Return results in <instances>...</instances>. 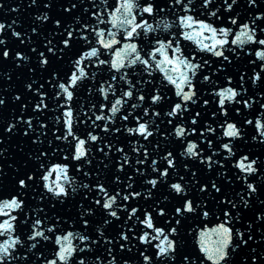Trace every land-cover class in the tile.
<instances>
[{
	"label": "snow or ice",
	"instance_id": "1",
	"mask_svg": "<svg viewBox=\"0 0 264 264\" xmlns=\"http://www.w3.org/2000/svg\"><path fill=\"white\" fill-rule=\"evenodd\" d=\"M107 0H105V3ZM171 8H168V11H171L172 8H175L176 5H182V9H177V11H183L184 13H191L192 9L190 5L192 0H169ZM36 5L37 8H43L45 11L42 15L38 16L37 19L48 22L51 21L53 24V33L54 36H60L61 39L58 43L53 44V40L45 36L42 47L44 50L38 51L37 47H31V52L36 54V63L31 65V57L24 55L21 51L13 50L6 38H0V62H11L15 67H25L28 66L29 70L33 73H47L48 79L47 83L52 85L54 88H58L59 91L55 93L57 100L59 101L60 97H63V103L58 104L60 108L63 109L59 116H56L55 119L57 123L63 119V124L60 128H57L56 131L59 135L55 136L56 140L68 142L69 151L64 155V161H68L69 157L72 160L80 162V165L91 164L92 160L89 157L88 151V142H96L101 139V137L92 134L89 132L87 134V139L81 138L80 135L75 131L76 125L80 123L74 115V110L72 108V101L75 95V90L80 87L81 83L88 78L89 74L86 71L85 61H90L95 63L97 66L108 64L109 70H115L117 73H121L120 79L126 80L129 88L126 91H123L122 98L116 99L115 103L110 107V112L112 116H105L103 114L95 115V119L92 117H87L84 121L86 124L88 120L92 121V124L96 127L102 128L105 132L109 131L108 125L105 124H96L97 121L111 120L120 110L118 106H122L125 102L123 97L132 98L134 96V91L136 85L132 80L128 79L129 73L125 70L136 66L137 64L142 65V71L152 75L153 71H159L163 75V80L161 84L163 85L164 80L168 82L169 85L174 86L176 89L175 95L180 97V102L174 103L171 111L167 113L168 116L182 115L185 111H188V104L197 103V88L194 84V78L197 75V71L203 66H206L210 63L208 59L201 57L203 60V65L199 62L194 63L197 55L200 52L205 54H212V56L217 58H222L223 61H228L231 63L229 55H226L225 52L228 50L229 37L233 35V29L228 26L217 27L214 23L209 22L207 19H200L197 16L192 14L178 15L174 23L176 24L177 31H169L172 28L173 22L163 23V30L169 31V36L171 38L161 39L158 36L155 38L154 43L157 45L154 48H151L148 51H144L139 47V44L135 41H138L143 34L145 37L149 33L158 32L161 28V25L151 24L148 19L137 20V8L140 9L139 15L141 17L144 14L148 16H155L158 12H164L165 8L160 7L158 4H154L145 0V3L141 6L136 0H117L116 4L113 7V10L110 12H93L92 15L96 17L97 24L96 26L85 24L79 28H73L71 24H65V22L59 17H51L49 11L56 7L55 0H30L28 7ZM212 6L214 10L208 11L207 15L209 17H217V14L221 11V8L224 9L227 13H232L234 11L233 6L237 5V0H223V3L220 7H216L213 4V0H202L201 8L208 9L209 6ZM247 7L249 8H261V4L258 3V0H247ZM4 8V3H0V9ZM77 8V3L73 0H68L67 6L63 7L64 13H72L74 9ZM12 11H18V9H11ZM87 11V9H85ZM109 17L108 20L104 19V16ZM218 19H224L223 16L217 17ZM239 14L229 15L227 21L231 25H238L240 31L235 35V38L232 39L231 43L243 47L246 43L256 44L257 49H252L249 51V54H254L259 61H264V48L259 46H264V28H260L261 38H257V29L259 25L256 24L257 20L264 21V11L259 12L258 15L252 17L251 23L240 22L238 24ZM16 21H12V24L6 25L5 23H0V36L6 37V28L11 30V34L17 38H21L20 42L24 43L25 39L23 38L25 34L22 31H17L12 27ZM101 24H110L112 31L108 28H100ZM90 29L92 33L95 34L97 46H92L88 50H85L84 47L79 49L76 48L78 42L83 41L84 45H92V40L89 39V36L86 30ZM123 30L124 39L128 42L123 44V47L120 49L115 48L116 45L121 43V40L117 39L119 30ZM31 31L33 33H38L36 27H32ZM182 37L185 41L193 42L198 51H194L189 55H185V50L181 47L180 39ZM32 37L27 36V42L31 43ZM152 43L151 41L149 42ZM103 50H109L114 56V59L105 60L101 59V53ZM235 51V48L231 49ZM72 53V58L69 64L67 73H62L58 68H53L54 61H62L68 57L69 53ZM143 52V55H142ZM239 55V53H237ZM158 56L160 57L158 59ZM191 56V59H189ZM253 64L256 63V60L252 61ZM91 64L88 65L90 67ZM264 69V64L257 65ZM224 66L221 65V68ZM220 71V69H218ZM7 75L8 80H12L11 74ZM95 73H93V77ZM117 79L116 75L111 76V80L115 81ZM203 79L208 81L211 79L210 76L204 75ZM241 80L244 79L243 76L240 77ZM253 84L260 82L264 84V77H262L261 72L257 71L254 73V78H251ZM231 76L227 78L228 84L231 85ZM55 81V83H54ZM34 84L35 93L39 95V102L34 105V111L42 112L48 108V104L44 102V98L47 97L48 93L42 91L44 89V83H38L33 80L26 85L28 91H33ZM166 86V85H165ZM187 89V90H185ZM99 91L103 94L104 99H108L109 91L113 96L116 94L115 86L109 84L108 89L100 88ZM244 91H247L246 89ZM219 97L218 104L219 110L223 113L224 117H227L229 114V109L226 107V102L233 103H242L245 107H251L249 99L243 98L237 88L228 86L220 89L215 93ZM240 97L239 99H237ZM15 101L22 100V94L17 92L13 97ZM137 99L140 101L145 100L144 94H139ZM166 99L164 95H161L160 88H157L155 94L151 95L152 104H157ZM8 97L6 95L0 94V107L6 106ZM203 103L207 105L209 100H203ZM21 107L26 109L28 107L27 103H22ZM95 109V105L92 106ZM106 104H101L100 109L108 108ZM132 107H137L136 104H132ZM264 107V104L261 105ZM239 108L235 111L239 112ZM148 114V110L145 109V115ZM85 115H87L85 113ZM156 116H159V112H155ZM213 116H216L217 113L213 112ZM200 116V112H196L191 119V124L196 125V117ZM128 115L122 117L123 120H128ZM138 122V126L135 128H128L127 131L132 134H139L145 140L153 136L154 131H158V126L150 130V125L148 122H139L140 117L135 118ZM172 123L171 120L168 121ZM248 125H253V120L249 119L246 121ZM23 124V128H19L18 125ZM224 135L230 138L229 142L222 143L218 147L226 150L228 155L224 156L222 159L213 160V155H217L215 149L211 155H203L204 149H198V145L194 141H188L185 151L182 153L185 157H192L197 159L200 164H206L207 168L213 169L217 167L220 169L219 175L223 177V180L220 183H217L216 180H211L208 182L201 183L196 178V172L192 171L191 177L192 180L188 183H184L185 177L183 175L179 176L177 182H172L168 185L170 194L174 193L175 197L179 199L178 206L173 207L172 209V219L166 221L163 226H157L154 221L152 212L145 211L141 213L143 219L137 217L145 228L150 229L151 231H143L142 234L135 237L139 244L148 246L147 248L138 251L143 258L144 264H197L199 261L200 264H204L205 261H210L211 264H232L233 256L238 249H241L244 246L249 245V241L253 240L252 235L253 224L249 222L244 231H241L239 228H236L234 225L235 220L240 219V211L242 208L246 209L249 207L254 194L260 193V188L257 184L248 182V178L256 173H264V162H261L257 166L258 157L250 158L247 154H241L238 159L233 161L232 158L236 157V152L234 151V146L231 143V140L243 139L242 129L237 127L236 123H228L226 120L223 124L220 125L221 128H225ZM36 127L33 125V119L29 118L24 119L23 116H20L18 119L13 117V122L6 124L5 132L9 134H14L16 132H22L24 136H29L30 131L35 135ZM41 129L48 127L47 124L40 122L38 125ZM259 130V137L264 138V122L257 121L254 127V130ZM115 131L119 132L120 129L116 128ZM197 128L192 127L190 129L183 126H177L175 128V134L177 137L184 138L187 135H193L197 133ZM214 134L216 128L208 125L203 131L200 132V135L203 136L204 133ZM41 135L46 136V132H41ZM71 137V140L69 139ZM31 138V137H30ZM207 139V145L211 148L212 139ZM257 139V137H253ZM0 139V143H2ZM34 143H43L38 137L33 141ZM51 143V142H50ZM260 143L264 144V139H260ZM111 147V145H109ZM159 147V145H157ZM143 149L144 159L137 158L136 164H143L147 162L148 151L144 145H141L140 148L136 149L137 152H140V149ZM56 151H61L57 147ZM101 152L104 151L103 148L100 149ZM118 151H123V149H118ZM3 154V150H0V155ZM48 156L47 151H42L36 154L35 159L40 161L39 168L33 174H25L22 177H17L16 186L20 190L19 194L12 195L10 199H4L0 202V217H7V219L0 220V236H7L8 239H5L3 243H0V264H11L12 261L24 259L27 260L28 256L25 254L23 257L14 255L15 252H18L20 248H23L25 245V240H22L19 235H16L17 232V215H14V212L21 211L26 207L25 200L22 198L23 194L27 193V190L30 187H35L39 183V186L46 189V192L51 194L52 197L59 200L61 203L64 202V199H67L70 195L69 188L66 185H72L73 180L69 177V163H55L50 168H45L44 157ZM167 163L163 170L155 167L156 161H152L153 171L158 173V176L147 181L151 185V188L147 190V197H151L153 189H156L158 185L162 182H166L165 178L169 177V170L176 169V157L172 151H168L164 157H162ZM228 163L237 168L244 175L240 178L246 184L245 194L240 196L239 201L231 199L228 197L224 191L225 182L231 183L234 177L231 174L224 170L225 163ZM129 163L127 155H125L124 160L120 164V170H124L125 164ZM75 167V165H71ZM184 168H188V163H184ZM40 169H45L40 171ZM136 171H140L139 168ZM56 173V180L53 181L52 175ZM86 176L91 175L90 172L84 173ZM178 175L177 172L173 173ZM0 177H7V173L3 166H0ZM117 181H120V177H116ZM42 182V183H40ZM193 182L199 184L197 191L203 194H207L212 197V199H217L213 193L220 194V199L218 203L222 205L220 207V212L224 217V220L216 225V227L208 230H202L199 232V253L197 255H192L191 253H181L180 251V242L177 237L179 236L177 226L181 225L183 219L187 216H200L208 217L212 212V209L208 207V201L201 199L199 202H196L195 199L189 197V191L193 187ZM78 187L85 189H91L93 186L90 184H81ZM129 188H132V184H128ZM95 188L99 192L104 193L106 199H98L93 195V200L95 205H98L102 212H106L107 216L119 220L120 216L118 215V210L120 207L127 209V205L117 204L118 192L115 194L109 193V190L102 183H96ZM77 187H72L71 191L75 193ZM133 197H141L139 191H131L124 194L121 197V201H127ZM41 200L44 199V196L40 197ZM63 198V199H62ZM165 200L168 199L167 196L164 197ZM264 203V202H262ZM83 207V206H81ZM39 211H43L40 209ZM137 208H131V213L128 216L131 219L132 216H135L137 213ZM160 217L166 216V205L163 207H157L156 209ZM95 214V209L89 207L79 216L82 227L87 229L90 224V216ZM88 216L89 218H85ZM60 217H56V221L51 223L46 229L41 228L37 229V226L43 225V220L37 218L34 223L30 226L31 234L27 236V240L36 241L28 247L30 252L32 249L37 248V243L41 238L44 241L53 240L54 246H58L53 253L54 258L48 259L44 257V264H85L86 252L85 250H91L93 244L99 243V240H93L90 235L83 233H73L68 231L66 235L56 234L57 222L60 220ZM174 220V223H173ZM257 223H260V227L264 229V211H261L258 216L255 217ZM109 223L108 220L104 221ZM24 224H27L28 221L25 219ZM47 233H52L53 235H46ZM99 235L104 238L106 244L111 245L114 242L119 240L129 241L131 237L128 232L122 231L119 234L118 238L109 239L105 236L103 230H100ZM78 238L79 241L83 244V247H78L73 243V239ZM156 243H153V242ZM119 248L123 250L127 247L124 243L118 244ZM154 249L151 254H148V249ZM130 250V249H129ZM109 254H111V248L108 249ZM252 253H256V249H251ZM85 254L82 256L81 254ZM202 254V255H201ZM43 256V253L40 254ZM99 258V257H97ZM250 260L251 264H256L257 261L260 264H264V253H259L256 255H251L246 257V261ZM110 264H115V257L112 258ZM127 264V261L124 262Z\"/></svg>",
	"mask_w": 264,
	"mask_h": 264
},
{
	"label": "water",
	"instance_id": "2",
	"mask_svg": "<svg viewBox=\"0 0 264 264\" xmlns=\"http://www.w3.org/2000/svg\"><path fill=\"white\" fill-rule=\"evenodd\" d=\"M56 7L49 11V15L53 18H61L65 24H71L73 28L82 27L85 24H90L96 26V17L92 15L93 12H110L113 10L114 5L117 0H73L77 3V8L73 10L72 13H64L63 7L67 6L68 0H55ZM139 5H143L145 0H136ZM148 2L158 4L160 7L165 8L164 12H158L155 16H148L144 14L143 17L139 15L140 9L137 8V20L148 19L151 24H160L161 28L158 32L149 33L147 37L143 34L138 41L139 47L148 51L151 48L156 47L154 40L158 36L161 39L171 38L169 36V31L176 32V24L174 23L176 16L192 14L200 19H207L209 22L214 23L217 27L228 26L233 29V35L229 37L228 50L225 52L229 55L231 63L228 61H223L222 58H217L212 56V54H205L200 52L197 55L194 63L199 62L203 65V60L201 57L208 59L210 63L203 66L197 71V75L194 78V84L197 88L198 102L188 104V111H185L182 115L168 116L167 113L171 111L174 103L180 102V97L175 95L176 89L174 86L169 85L166 80H164L163 85L161 81L164 79L162 73L159 71H153L152 75L142 71L143 66L137 64L134 67L125 69L129 75L128 79L132 80L136 85L134 91V96L132 98L123 97L125 101L122 106L119 107L118 113L112 117L111 120L97 121L96 124H107L109 131L105 132L102 128L96 127L92 124L91 120L85 124L84 121L87 117H92L95 119V115L103 114L105 116H112L110 112V107L115 103L116 99L122 98L123 91L128 90L129 85L126 80L120 79L121 73L115 72V70H109V65H99L90 61H85L86 71L89 76L86 78L75 90V95L72 101V108L74 110V115L76 119L80 121L76 125L75 131L81 138L87 139V134L91 132L94 135L101 137L100 140L96 142H88L89 157L92 160L91 164L80 165V162L74 161L69 157L68 161H64V155L69 151V145L66 141L56 140L55 136L59 135L56 131L63 124V119L57 123L55 117L59 116L63 111L58 104L63 103V97L57 100L55 93L59 91L58 88L52 87L46 81L49 78L47 73L39 72V83H44V89L48 93L47 97L44 98V102L48 104V108L42 112H39V123L43 122L48 125L47 128L41 129L39 127V139L43 143H39V152L47 151L48 156L44 157L45 168H50L55 163H69V177L73 180L72 185H66L69 188L70 195L64 202L61 203L56 198L52 197L51 194L46 192V189L39 186V203L40 209V219L43 220V225L41 228H47L51 223L56 221V217L61 219L57 222L56 234L66 235L68 231L73 233H83L90 235L93 240H99V243L93 244L91 250L86 249L85 264H110L112 258L115 257V264H144L143 258L138 251L147 248L148 246L139 244L135 237L142 234L143 231H151L145 228L137 217L143 219L141 216L142 212L150 211L153 214L154 221L157 226H163L167 220L172 219V209L178 206L179 199L175 197V194H170L168 185L172 182H177L179 176L183 175L185 177L184 183H188L192 180L191 172H196V178L201 183L208 182L211 180H216L220 183L223 177L219 175L220 169L214 167L213 169L207 168L206 164H200L197 159L192 157H185L182 153L187 147L188 141H194L198 145V149H204L203 155H211L213 149H215L217 155H213V160L222 159L227 156L226 150L218 147L222 143L230 141V138L224 135L225 128H221L220 125L226 120L228 123H236L237 127L242 129L244 138L231 140L234 146V151L236 152V157L232 158L233 161L238 159L241 154H247L250 158L258 157L257 166L261 162H264V144L260 143L259 130H254L257 121L264 122V84L257 82L253 84L252 79L254 78V73L259 71L264 77V69L258 67L257 65L264 64V61H259L254 54H249L252 49H257L256 44L246 43L243 47L233 45L231 43L235 35L239 33L240 28L238 25H231L227 21L229 15L239 14L238 24L240 22L251 23L252 17L259 14V12L264 11V0H258L261 4V8H249L247 7V0H237V5L233 6L234 11L232 13H227L221 8V11L217 14V17L223 16L224 19H218L217 17H209L207 15L208 11L214 10L210 5L208 9L201 8L202 0H192L190 5L192 11L191 13H184L183 11H177V9H182V5H176L171 11L169 0H148ZM231 2V0H229ZM187 3V0H185ZM223 0H213V4L216 7H220ZM87 9V11H85ZM45 9L41 8V15ZM105 20H108L107 15L104 16ZM172 23V28L169 31L163 30V23ZM256 24L259 25L257 29V38H261L260 28H264V21L257 20ZM53 24L51 21L43 22L40 20V51L44 50L42 44L44 42L45 36L53 40V44H56L61 39L60 36H54ZM100 28H108L112 31L110 24L99 25ZM89 39L92 40V45H84L83 41L77 43L76 48L79 49L84 47L88 50L92 46L99 45L96 44L95 34L91 32L90 29L86 30ZM117 39L121 40V43L116 45L115 48L120 49L123 47L124 43L128 41L124 39L123 30H119ZM181 47L185 50V55H189L194 51H198L197 46L191 41H185L182 37H179ZM152 42L151 44L149 42ZM264 48V46H259ZM235 48V51L231 49ZM239 53V55H237ZM143 55V52H142ZM72 58V53L70 52L68 57L62 61H54L52 67L58 68L62 73H67L69 64ZM101 59L110 60L114 59V56L109 50H103L100 56ZM160 57L158 56V59ZM191 59V56H189ZM256 60L253 64L252 61ZM91 64L90 67L88 65ZM221 65L224 67L221 68ZM220 69V71H218ZM93 73L95 76L93 77ZM116 75L117 79L115 81L111 80V76ZM204 75L211 77L210 80L205 81L203 79ZM231 76V85L228 84L227 78ZM243 76L244 79L241 80L240 77ZM55 83V81H54ZM109 84L115 86L116 94L113 96L109 91L108 99L105 100L103 94L99 91L100 88L108 89ZM166 85V86H165ZM232 86L237 88L241 96L245 99H249L251 107H245L242 103L226 102V107L229 109V114L227 117L223 116V113L219 110L218 100L219 97L215 95L220 89ZM157 88H160L161 95H164L166 99L157 104H152L151 95L155 94ZM247 91H244V90ZM187 90V89H185ZM139 94L145 95V100L140 101L137 99ZM238 97L237 99H239ZM209 100V103L205 105L203 100ZM40 100V98H39ZM101 104H106L109 107L105 109H100ZM132 104H136L137 107L133 108ZM95 105V109L92 107ZM239 108V112L235 109ZM145 109L148 110V114L145 115ZM155 112H159L160 115L156 116ZM196 112H200V116L196 117L197 124L192 125L191 119ZM213 112L217 115L213 116ZM85 113L87 115H85ZM128 115V120H123L122 117ZM140 117L139 122H148L150 125V130L158 126V131H154L153 136L145 140L139 134H132L127 131L128 128H135L138 126L136 117ZM253 120V125H248L247 120ZM171 120L172 123L168 121ZM208 125L216 128L214 134L205 132L203 136L200 132L203 131ZM177 126H183L185 128H197V133L193 135H187L184 138L177 137L175 134V128ZM119 128L120 131H115ZM41 132H46L47 135H41ZM257 137V139H253ZM212 139L213 143L211 148L207 145V139ZM71 140V137H69ZM51 142V143H50ZM111 145V147H109ZM141 145L147 148L148 157L147 162L143 164H136L135 161L139 157L144 159L142 153L137 152L136 149L140 148ZM159 145V147H157ZM57 147L61 151H56ZM103 148L104 151L101 152L100 149ZM118 149H123V151H118ZM168 151H172L176 157V169L169 170V177L165 178L166 182H162L158 185L156 189H153L152 196L147 197V190L151 188V185L147 183L148 180L158 176V173L153 171L152 161H156L155 167L163 170L166 166V161L162 159ZM125 155L129 159V163L125 164L124 170H120V164L124 160ZM184 163H188L189 167L186 169L183 167ZM225 169L228 171L234 179L231 183L225 182L223 191L224 193L233 200L237 202L241 195L245 194L246 184L240 178L244 174L241 173L237 168L232 167L228 161H224ZM40 164V161H39ZM75 165V167H71ZM139 168L140 171H136ZM45 169H40L44 171ZM178 175H174L177 172ZM90 172L91 175L86 176L84 173ZM56 173H53L52 180H56ZM120 177V181L116 180V177ZM102 183L109 190V193L115 194L119 193L117 199V204L127 205V209L120 207L118 210L119 220L107 216L106 212H102L98 205H95L93 200V195L98 199H106L104 193L99 192L95 188L96 183ZM248 182L256 183L258 188H260L259 194H254L252 201L248 208H242L240 211V219L235 220L233 223L236 228L244 231L249 222L253 224L252 235L253 240L249 241L248 246H244L238 249L233 256L232 264H251V261H246V257L251 255H256L259 253H264V229L260 227V223H257L255 217L264 211V173H256L248 178ZM42 183V182H40ZM132 184V188L128 187V184ZM81 184H90L93 187L91 189H85L78 187ZM72 187H77L75 193L71 191ZM199 184L193 182V187L189 191V197L199 202L201 199L208 201V207L212 209L211 214L208 217L200 216H187L182 220L181 225L177 226L179 236L177 237L180 242L181 253H191L192 255H197L199 253V232L202 230H208L216 227V225L224 220L220 212V205L218 203L220 199V194L213 193L217 199H212L211 196L207 194L200 193L197 191ZM139 191L141 197H133L127 201H121V197L131 191ZM41 196L44 199L41 200ZM167 196L168 199L165 200L164 197ZM63 199V198H62ZM166 205V216L160 217L156 211L157 207H163ZM83 206V207H81ZM89 207L95 209V214L90 216V224L87 229L82 227L79 216ZM131 208H137L138 211L135 216L131 219L128 216L131 213ZM85 218H89L86 216ZM108 220L109 223L104 221ZM174 223V220H173ZM100 230H103L105 236L109 239L118 238L122 231L128 232L131 239L129 241L119 240L111 245L104 242V238L99 235ZM46 235H53L52 233H47ZM41 239V238H40ZM73 243L78 247H83V244L78 238L73 239ZM119 243H124L127 245L123 250L118 246ZM153 243H156L155 241ZM111 248V254H109L108 249ZM255 248L256 253H252L251 249ZM58 249V246H54L53 240L44 241L41 239V262L44 264V257L48 259L54 258V251ZM130 249V250H129ZM154 249L149 248L148 254ZM84 256L85 254H81ZM202 255V254H201ZM99 257V258H97ZM58 264L60 262L58 261ZM197 264H200L198 261ZM204 264H211L210 261H205ZM256 264H260L259 261Z\"/></svg>",
	"mask_w": 264,
	"mask_h": 264
}]
</instances>
